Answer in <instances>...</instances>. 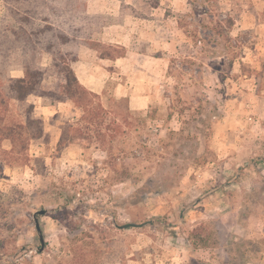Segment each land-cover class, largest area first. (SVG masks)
I'll return each instance as SVG.
<instances>
[{
  "label": "rangeland",
  "instance_id": "1",
  "mask_svg": "<svg viewBox=\"0 0 264 264\" xmlns=\"http://www.w3.org/2000/svg\"><path fill=\"white\" fill-rule=\"evenodd\" d=\"M90 2L98 45L76 68L105 91L104 136L81 122L90 136L59 143L81 111L29 97L46 135L21 161H5L12 146L0 141V264H264V0ZM4 11L0 0V20ZM111 24L120 45L99 36ZM108 53L124 56L100 60ZM2 114L23 118L13 100Z\"/></svg>",
  "mask_w": 264,
  "mask_h": 264
},
{
  "label": "trees",
  "instance_id": "2",
  "mask_svg": "<svg viewBox=\"0 0 264 264\" xmlns=\"http://www.w3.org/2000/svg\"><path fill=\"white\" fill-rule=\"evenodd\" d=\"M4 13L0 20V110L4 113L10 100L17 103L22 113V120L6 122L0 115V141L9 140L11 150L4 153L9 157L5 161H21L32 140L44 137L41 116H35L34 104L29 102L31 95L49 98L53 102H71L81 114L63 130L59 143L70 140L75 135L90 136L87 125H97L94 133L98 138L104 136L101 131V119L104 110L101 99L105 91L95 93L83 86L72 68L78 59V47L82 44L96 47L91 34L95 30V17L85 12L87 0H1ZM233 22L229 21V25ZM46 53L51 57L49 66L39 62V55ZM123 53V52H121ZM106 54L115 58L123 54ZM243 62H241L242 64ZM20 69L22 76H13L11 71ZM53 73L57 80L50 86L44 81ZM119 100L127 104L128 99ZM213 116L217 114H212ZM211 113L205 117L211 119ZM70 133L74 134L71 135ZM25 157V158H24ZM199 157V156H198ZM196 160L191 155L189 160ZM165 178L170 170L162 173Z\"/></svg>",
  "mask_w": 264,
  "mask_h": 264
},
{
  "label": "crops",
  "instance_id": "3",
  "mask_svg": "<svg viewBox=\"0 0 264 264\" xmlns=\"http://www.w3.org/2000/svg\"><path fill=\"white\" fill-rule=\"evenodd\" d=\"M90 1L91 0H88V6H87V9L88 8H91V10H88V11H91L89 13H98V11H96V10L93 9L92 2H90ZM118 27H122V26L120 24L105 25V26L102 27V30L99 31V36H101L102 39H108V41L110 43H112V44L116 43L115 45H120V44H118V43H121L119 41V39H118L119 36L117 35L118 34V29H119ZM110 37H112V39ZM93 40H94V38H93ZM89 48H92V47H90V46L88 47L85 44H83V45H81L79 47L78 52H77L78 53V59L72 63V68L74 69L75 74H76L79 82L83 86H85L87 89H89V90H91V91H93L95 93H101L102 91L100 92V90L102 89V85L101 84L98 85L97 80H91L89 78L90 77L89 75H86V76L83 75L81 77L80 74H79V72H78V69L76 68L80 64H83L84 61L86 60V55H87V52L89 51ZM122 48H123V46H122ZM123 56L124 55L119 56V57L116 56L115 58H110V57H107V55H102V56H100V60L106 59V60H114V61H116L118 59H121ZM93 72H94V75L93 76L95 78L97 77L98 80H99V83H100V81H102V79H104L102 77H105V74L108 71L104 67H102V65H101V67H99L98 70H93ZM99 88H100V90H99ZM120 97H126L128 99V106L131 109V106L130 105H132V99L131 98H128L127 96H120ZM139 101H140L141 104H143V107L144 106H148V100H147V98L141 99ZM136 107H139V106L136 105ZM75 108L78 110L77 107H75Z\"/></svg>",
  "mask_w": 264,
  "mask_h": 264
},
{
  "label": "water",
  "instance_id": "4",
  "mask_svg": "<svg viewBox=\"0 0 264 264\" xmlns=\"http://www.w3.org/2000/svg\"><path fill=\"white\" fill-rule=\"evenodd\" d=\"M251 161H252V160H250V161H246V162L243 164L242 167L247 166ZM242 167H240V168L238 169V171L235 173V175H234L233 177H231L229 180H227L225 183L220 184V185H217V186H215L214 188H211L210 190L206 191L205 193H203L202 196H200L199 199H201L202 197H204V196H206V195H208V194H210V193H212V192H214V191L220 189L222 186L228 185V184H230L231 182H233V180H235V178H237V176L239 175V171L241 170ZM199 199L195 200L194 203H196ZM188 208H190V206H186V207L180 212V214H179V219H178V222H177V223H179V222L181 221V219H182V217H183V214H184V211L187 210ZM47 212H48L47 209H40V210L36 211V212L33 214V219H34V222H35L36 230H37V232H38V234H39V238H40V240H41V244H42V247L40 248V250L43 249V237H42V234H41V230H40V228H39V217H38V216H42V215L46 214ZM151 223H152V220H146V221H144V222H140V223H137V222H130V223L118 224V223L113 219V224H114L117 228H119V229H127V228H130V227H142V226H146V225L151 224Z\"/></svg>",
  "mask_w": 264,
  "mask_h": 264
},
{
  "label": "flooded vegetation",
  "instance_id": "5",
  "mask_svg": "<svg viewBox=\"0 0 264 264\" xmlns=\"http://www.w3.org/2000/svg\"><path fill=\"white\" fill-rule=\"evenodd\" d=\"M264 237V236H263Z\"/></svg>",
  "mask_w": 264,
  "mask_h": 264
}]
</instances>
